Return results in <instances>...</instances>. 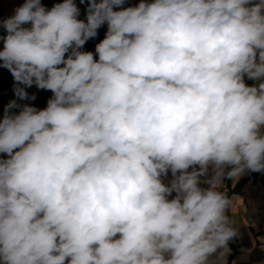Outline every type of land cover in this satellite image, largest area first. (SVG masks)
I'll return each mask as SVG.
<instances>
[{
  "label": "clouds",
  "instance_id": "1",
  "mask_svg": "<svg viewBox=\"0 0 264 264\" xmlns=\"http://www.w3.org/2000/svg\"><path fill=\"white\" fill-rule=\"evenodd\" d=\"M125 3L0 21L15 96L52 93L0 118V264H228L220 186L264 173V0Z\"/></svg>",
  "mask_w": 264,
  "mask_h": 264
},
{
  "label": "crops",
  "instance_id": "2",
  "mask_svg": "<svg viewBox=\"0 0 264 264\" xmlns=\"http://www.w3.org/2000/svg\"><path fill=\"white\" fill-rule=\"evenodd\" d=\"M59 2L62 0H41L46 8H51ZM74 2L80 9L78 18L86 19L88 0H85L84 3H81L80 0H74ZM23 3L24 0H0V21L13 15L14 9ZM138 3L139 0H126L124 7L135 6ZM106 31L107 25L105 24L98 29L95 38L86 42L82 50L95 53V46L105 37ZM2 35H4V30L0 27V36ZM0 49H2V42H0ZM245 82L249 86L258 83L248 80L246 77ZM14 84L11 73L6 68L0 67V118H2L4 109L10 100H16L19 105L29 104L37 108H44L52 95L50 91L38 89L33 85L25 90L29 96L34 94L36 99L20 100L14 94ZM18 111V108L12 109L14 113ZM170 178L171 174L169 173L168 179ZM220 189L234 198V205L229 214L236 220L240 233L239 237L229 245L231 253L228 256V264H232V262L235 264H264V173L250 172L238 181L225 180Z\"/></svg>",
  "mask_w": 264,
  "mask_h": 264
},
{
  "label": "trees",
  "instance_id": "3",
  "mask_svg": "<svg viewBox=\"0 0 264 264\" xmlns=\"http://www.w3.org/2000/svg\"><path fill=\"white\" fill-rule=\"evenodd\" d=\"M89 45H90V43H89ZM89 45H88V46H89Z\"/></svg>",
  "mask_w": 264,
  "mask_h": 264
}]
</instances>
